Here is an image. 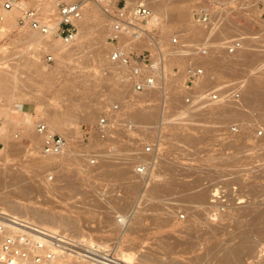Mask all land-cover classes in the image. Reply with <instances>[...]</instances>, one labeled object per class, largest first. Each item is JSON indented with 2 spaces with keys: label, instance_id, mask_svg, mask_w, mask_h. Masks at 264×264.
Listing matches in <instances>:
<instances>
[{
  "label": "rangeland",
  "instance_id": "1",
  "mask_svg": "<svg viewBox=\"0 0 264 264\" xmlns=\"http://www.w3.org/2000/svg\"><path fill=\"white\" fill-rule=\"evenodd\" d=\"M3 1L0 0V72H5L8 79L0 84V197H4L0 200V210L13 213L9 203L19 202L49 216L56 214L64 217L65 221L76 220L74 224L67 225L61 222L62 225L53 221L43 222L45 224L42 226L43 223L38 221V218H32L45 228L61 229L74 235L86 233L90 240L102 243H113L115 239L126 243L131 239L132 251L135 252L133 261L140 264H166V259L154 262L144 256L146 251H152L166 257V250L160 242L173 245L175 241L180 242L173 249L175 252L170 254V257H173L170 259L172 263L180 261L186 264H214V260L204 261L197 258L205 248L218 242L232 247L248 239L256 243V250L264 249V232L257 229V226H261L257 221L250 219L252 214L249 211L247 212L250 215L245 212L252 206H264V122L257 117L258 113H261L260 109L258 112L252 107V104L259 107L254 104L258 103V93L255 92L257 90L252 89L259 86L258 91L264 92V0H161L165 15L155 29L152 30L146 23H140L146 35L142 34L143 36L136 40L121 37L124 39L121 40L124 49L134 56L149 53L152 59H158L161 55H166L162 69L160 67L158 70L160 80L157 86L145 89L152 92L145 100L142 99L145 91L137 92L132 89L123 67L117 64L109 67L105 61L108 60L112 48L107 39V26L109 27L111 22L109 15L98 45L102 50L99 59L96 56V47L90 40L97 33L93 31L80 40L81 53L76 51L72 56L59 60L45 46L28 43L26 36L29 31L19 27L16 21L20 7H42L54 3L55 9V4L60 0H26L25 4H19V7L7 11L1 6ZM119 1L127 6L140 3L138 0ZM102 3L97 0L84 2L82 10L86 11L88 7L98 8L97 16L92 18L91 23L100 21L103 15L100 9ZM175 7L184 9L187 16L177 18L174 14ZM199 8L209 13L208 23L195 21L194 13ZM4 12L11 13L10 21H2ZM194 26L199 27L198 31L193 32ZM236 29L240 31L237 32ZM146 31H151V36ZM147 36L158 41L163 50L161 55L146 41ZM173 37H177V43L172 42ZM54 39L62 42L57 36H54ZM232 39L240 40L241 45L253 44L250 46L258 52L255 56L252 55L253 61L251 59L246 62L237 56L233 58L234 62H225L224 59L236 54L229 53L224 48ZM74 42L76 41L73 40L67 46L73 45ZM198 47H208L212 55L211 61L216 64L207 65L206 62H200L202 55L197 54L195 50ZM46 54L52 55V61L45 60ZM27 55L38 62L36 67H31L24 61ZM188 65L206 66L202 80L197 86L194 83L190 85V89L185 86V69ZM119 81L123 82L118 83ZM124 82L126 84H123ZM250 82L259 85L254 87L251 84V87ZM247 84L250 87H247ZM246 91L252 96L254 92L257 93L256 102L250 103V98L252 101L254 99L247 95ZM210 92L218 95L217 99L210 102L218 105L217 108L209 113L206 103L204 106L201 104L190 108L192 103L200 104L204 99L203 102H206L209 98L207 93ZM188 94H191V101L186 103L185 97ZM245 94L249 96L251 108L250 104H243L242 99L240 101ZM163 95L177 97L170 104L162 99ZM220 98H224L225 103L242 102L247 116L241 117L238 110L220 105ZM114 103L118 104L117 119L120 125L117 126L114 139L102 141L92 126L107 107ZM262 106L264 107V103ZM149 107H152L150 110H157L155 118L143 120L136 114L137 109L149 110ZM263 107L261 110H264ZM44 109L51 110L53 115L65 123L64 128L54 133L61 135L67 145L79 153H76L78 158L67 159V156H47L42 153V138L36 135L34 123L44 117ZM155 110L153 112L156 113ZM29 113L32 116V124H26ZM88 113L90 116L86 115ZM245 117H249L244 119L246 122L255 119L252 125L248 122L249 125L245 126V121H242ZM125 119L133 121V131H125ZM28 120L31 121V117H28ZM232 127H235V130H232ZM95 140L102 144L96 143ZM142 144L152 145L153 151L142 152ZM104 148L112 149L109 152L114 151V160L123 161L117 166H106V169L126 166L131 170L130 181H123L106 173L102 176L97 170L91 171L96 168V157ZM109 152H101L100 155L104 153L102 155L108 156ZM119 152L126 153L123 154L124 158H121L122 154L119 156ZM259 154L261 158L258 157ZM112 156H108L111 161ZM90 159H95V164L92 163L94 165L90 164ZM136 160L148 161L150 169L137 173L134 169ZM13 175L26 179L33 185L32 188L28 189L24 183L17 184ZM155 175L162 176L157 181L160 186L156 191L152 181ZM170 178L174 179V183H185L182 187L184 190L188 187L191 191L201 188L208 190L206 197L211 194L213 188L222 189L225 202L221 204V210L232 208V212L227 214L226 211H220V206H215L212 211L214 215L209 218L201 209L202 204L191 202L183 196L182 188H171L167 192L166 188H160L164 183H168ZM128 184L129 187L125 186ZM145 195L147 197H144ZM211 198L212 196L206 200L213 204ZM159 202L163 204L160 205ZM114 203L119 211H111L110 207L115 205ZM133 205L135 209L144 206L148 209H143L139 215L140 219H135L138 220L135 221L138 230L134 235L127 232L120 234L112 223L118 215H129V209ZM240 205H245L246 209H239ZM193 211L196 212L195 218ZM165 214L166 222H160V218ZM106 215H109L108 223L105 222ZM192 220H197V229L194 228L196 231L191 232L194 233L193 236L183 234L180 227ZM216 223H219L218 226ZM105 224L108 226L103 228ZM96 227L102 229L96 230ZM212 230L214 235H208L207 232ZM97 235L107 238V242L97 240ZM189 240L194 244L192 247L186 244ZM116 251L118 252V248ZM67 258L72 263L77 261L73 257ZM250 259L252 257L244 263L247 264Z\"/></svg>",
  "mask_w": 264,
  "mask_h": 264
},
{
  "label": "built area",
  "instance_id": "2",
  "mask_svg": "<svg viewBox=\"0 0 264 264\" xmlns=\"http://www.w3.org/2000/svg\"><path fill=\"white\" fill-rule=\"evenodd\" d=\"M20 0H4L1 3L3 10H11L19 7ZM86 0H60L55 4V9L46 12L39 7H20L17 17V25L38 31L42 34L53 33L64 43H71L76 36L75 23L81 18L83 5ZM109 12L111 19L110 30L107 36L112 48L109 51L110 61L117 63L125 69L130 79L134 91H144L147 88L157 86L159 81L158 69L166 59L162 55L157 59H152L151 55H132L124 49L121 37L125 36L129 40L139 39L141 36L140 23H146L155 29L159 23L156 13L149 7L137 3L127 6L119 0H107L103 8ZM55 10V12H54ZM195 21L206 24L210 20V15L202 8L194 13ZM144 30V29H143ZM148 34L151 31H146ZM150 35V34H149ZM151 36V35H150ZM173 43H177V37L172 38ZM241 46V41L232 39L225 44V51L232 53ZM197 54L204 55L208 47H198ZM45 60L52 61V55L46 54ZM204 68L188 65L185 69V86L189 88L195 81L202 78ZM190 89V88H189ZM209 99L218 98L216 93H207ZM186 103L191 101V94L185 97ZM118 104L114 103L100 115L92 128L102 141L114 139L117 133L119 120L117 119ZM134 123L125 119L123 127L125 131H133ZM35 131L42 138L41 151L45 155H57L61 153L66 145L65 139L48 129V126L38 120L34 123ZM235 130V127H232ZM113 148V147H112ZM142 152L151 153L152 145L142 144ZM95 159H90L91 164ZM137 173H144L150 169L148 161L138 160L134 164ZM212 202L220 205L225 202L224 191L216 189L212 194ZM220 208H223L220 206ZM73 257L84 264H140L136 261L124 262L114 248L113 243H102L90 240L89 236L74 235L69 231L61 229H49L45 227H35L0 212V264H54L58 259ZM247 264H264V249L258 250L255 257Z\"/></svg>",
  "mask_w": 264,
  "mask_h": 264
},
{
  "label": "bare ground",
  "instance_id": "3",
  "mask_svg": "<svg viewBox=\"0 0 264 264\" xmlns=\"http://www.w3.org/2000/svg\"><path fill=\"white\" fill-rule=\"evenodd\" d=\"M96 1V0H95ZM103 2L102 3V5L100 6V9H102V13L101 14H103L102 16H101V19H100V21H98L97 22V20L95 21L96 23H91L92 21H93V19L92 18H94V16L98 13V8L96 9H90L89 7H88V10H86L85 11V9L83 10V12H82V16H81V18L80 19H78L77 21H76V23H75V26H76V36H75V41L76 42H74V44L73 45H71V46H67L68 44H66V43H64L63 41L62 42H60L58 39H54V35H53V33H49V34H42V33H40V32H38V31H35V30H31V29H26L27 31H29L28 32V35L26 36V41L28 42V43H34L35 45H41V46H45L51 53H53L56 57H57V59H59V60H62V59H64V58H68V57H70V56H72L76 51H78V52H80V49L82 48V45H81V43H82V41H80L81 39L83 40V38L85 37V35H87V34H89V33H91V32H93V31H96L97 33L94 35V36H92L91 37V43H92V45H94L95 47H96V56H97V58L99 59L100 57H101V55H102V50L99 48V43H100V39L102 38V32L104 31V29H106V19H108V13H106L105 12V10L103 9L104 7H105V5L107 4V0H97V2ZM161 0H152V1H149V2H146L145 0H138L137 2H140V4H142V5H145V6H147V7H149L151 10H153L155 13H156V15H157V17H158V19H160V22L162 21V18H163V16L165 15V9L164 8H162L161 7V5H162V2H160ZM169 1V0H168ZM167 1V2H168ZM163 2H165V1H163ZM166 2V3H167ZM25 4L26 3V0H20L19 1V4ZM18 4V5H19ZM94 6V5H93ZM92 6V7H93ZM54 7V3H48L47 5H44V6H42L41 8L43 9V10H45V11H51L52 10V8ZM94 8V7H93ZM87 9V8H86ZM97 11V12H96ZM174 11H175V16L177 17V18H179V19H181V18H184V17H186L187 16V14H186V12L184 11V9H182V8H174ZM168 14V12H167V10H166V15ZM99 15V14H98ZM97 16V15H96ZM107 17V18H106ZM100 18V17H99ZM97 19V18H96ZM4 20V22H8V21H10L11 20V13L10 12H4V15H3V17H2V21ZM223 21V20H222ZM227 22V21H226ZM217 23V22H216ZM224 23V22H223ZM229 23V22H228ZM212 24V23H211ZM225 24H227V23H225ZM148 25V24H147ZM213 25H215V24H213ZM232 25V24H231ZM199 26V25H198ZM198 26H194L193 27V32H196V30L199 28ZM217 26H218V24H217ZM220 26H221V24H220ZM223 26H225L224 24H223ZM230 27V26H229ZM107 28H108V30H110V25H109V27L107 26ZM217 28V27H216ZM225 28V27H224ZM209 29V28H208ZM219 29V28H218ZM235 29V28H234ZM234 29H232V30H234ZM201 30V29H200ZM211 30V29H210ZM239 30V29H238ZM237 29H236V31L237 32H239ZM139 31H140V34L142 35H146V33H145V31L142 29V27L141 28H139ZM198 31V30H197ZM207 31V30H206ZM205 31V32H206ZM235 31V30H234ZM204 32V34H206ZM211 32H212V30H211ZM217 32V31H216ZM227 32V31H226ZM233 32V31H232ZM145 33V34H144ZM209 33H210V31H209ZM218 33V32H217ZM148 35V34H147ZM209 36V35H208ZM122 37H124L125 39H126V35L125 36H122ZM147 38H148V36H147ZM51 39H54V40H51ZM146 39V38H145ZM121 40H124L123 38H121ZM127 40V39H126ZM129 40V39H128ZM80 41V42H79ZM146 41H149V45L150 46H153V47H155V49L157 50V52H158V55L160 54H162V52H163V50H162V48H161V46H160V44L158 43V41H156L153 37H150V38H148V40H146ZM123 42H125V41H123ZM253 45V44H243V45H241L239 48H237L236 50H234V53H236V54H234L232 57H230V58H228V59H224L225 60V62H234L233 61V58H235V57H240L241 59H243V60H245L246 62L247 61H249V60H251L252 59V55L253 56H255V54H258V52L256 51V49H253V47H251V46ZM135 46H137V44L135 45ZM134 46V47H135ZM83 52V51H82ZM261 52H262V50H261ZM260 52V53H261ZM81 53V52H80ZM83 54V53H82ZM81 54V55H82ZM263 54V56H264V53H262ZM162 56V55H161ZM204 56V57H203ZM261 56V55H260ZM211 57H212V55L210 54V51H207V53L206 54H204V55H202V61H200V62H202V63H205L206 62V64L207 65H214V64H216V63H213L212 61H211ZM216 58V57H215ZM239 58V60H241ZM102 59V58H101ZM221 59V58H220ZM254 60H255V58H254ZM24 61L26 62V63H28V65L29 66H31V67H36L37 65H38V62H36V60L34 59V58H31V57H29L28 55L27 56H25L24 57ZM105 61H107V65L109 66V67H113L114 65H116L117 63H114V62H112V61H110L109 60V58H108V60H105ZM238 61V60H237ZM252 61H253V59H252ZM249 63H252V62H249ZM0 64H1V62H0ZM118 65V64H117ZM120 66V65H119ZM226 66V65H225ZM228 66V65H227ZM164 68V67H163ZM228 68V67H227ZM160 69V68H159ZM158 69V70H159ZM161 69H162V67H161ZM157 70V71H158ZM228 70H230V69H228ZM159 72V71H158ZM228 72V71H227ZM10 73V72H9ZM206 72H205V68H204V74H205ZM8 74V73H7ZM11 74V73H10ZM9 74V75H10ZM204 74H203V76H204ZM13 75V76H12ZM11 76L12 77H15L14 76V74L12 73L11 74ZM202 76V77H203ZM7 77H10V76H8L7 75ZM8 79V78H7ZM6 79V74H5V72L3 73V72H0V84H3L4 82H5V80H7ZM166 79V78H165ZM202 79V78H201ZM201 79H199V80H201ZM130 80V79H129ZM159 80H160V77H159ZM198 80V81H199ZM7 82V81H6ZM120 82H123V81H119L118 83H120ZM195 82H197V81H195ZM194 82V83H195ZM123 84H126V82H124ZM251 84L252 85H254V87L257 85H259L258 83H252V82H250L249 83V85L251 86ZM248 84H247V87L249 86ZM249 86V87H250ZM252 87V86H251ZM253 87V88H254ZM259 87V86H258ZM258 87H256V89L254 88V89H252V90H257V91H255V92H257L258 93V96H257V100H258V103L255 101V94H257V93H253L254 95L252 96V94H250L251 96H252V99H254L253 101L251 100V98H250V103H253V102H256V103H254V104H257L259 107H256V105L254 106L253 104H252V107H255L256 108V110L258 111L259 109H260V112L261 113H258V118H260V119H262V122H264L263 120H264V110H263V112H262V110H261V108L263 107L262 105H263V103H264V92H263V90L261 89V87H260V89L262 90L261 92H259L258 91ZM245 90V89H244ZM249 90H250V88H249ZM145 91V90H144ZM248 91V90H247ZM246 91V93H251V91H248L247 92ZM65 92V91H64ZM67 92V91H66ZM244 92V91H243ZM253 92V91H252ZM70 93V92H69ZM149 93H150V95H151V93L152 92H149L148 90H146L144 93H143V95H142V99H148V97L150 96L149 95ZM249 93L247 94V95H249ZM242 94H244V93H242ZM174 95V94H173ZM246 94L245 95H242V97L240 98V101H241V99H242V101H243V104H245V105H247V104H250L249 103V96H247ZM175 96V95H174ZM174 96H168V97H166L165 95H163L162 96V99H164V101H168L170 104H171V102H172V100L174 99V100H176V97H174ZM254 97V98H253ZM141 99V98H140ZM208 100H206V102H203V101H205V99L203 100V98H202V100L203 101H200L201 100V98L200 99H198L200 102V104H198V103H192V105L190 106V108L191 107H198V106H200L201 104H202V106H204V104L206 103V107H207V109H208V112L207 113H209V112H211L212 110H214L215 108H217V106H215V105H213V104H211L210 102H212V101H214V100H211V99H209V98H207ZM198 100H197V102H198ZM219 101V104L221 105L222 104V106H224V107H226V108H228V109H236V110H238L239 112H240V116L242 117V116H245L246 115V113L244 112V109L242 108V106L243 105H241V103L242 102H240V104H238L237 102H234V103H231V102H228V103H225V99L224 98H220V100H218ZM173 103V102H172ZM262 106V107H261ZM247 107V106H246ZM142 108V107H141ZM150 108H152V107H149V110H150ZM245 108V107H244ZM249 108V107H248ZM250 108H251V104H250ZM264 108V107H263ZM144 109V108H143ZM143 109H137L136 110V114L138 115V116H140V118H143V120H148V119H153V118H155L156 116V114H158L157 113V110H155V108H154V110L156 111V113L155 112H153L154 110L153 109H151L150 111L147 109V111H145V110H143ZM44 110H46L44 113V117L42 116L41 117V121L43 122V123H45L47 126H48V129L51 131V132H54V131H58V130H60V129H62V128H64L63 126H65L64 124V122L58 117V116H56V115H53L52 114V112H51V110H48V109H44ZM153 110V111H152ZM259 112V111H258ZM93 113H94V111H93ZM182 113V112H181ZM90 113H88V114H86V115H88V116H90L89 115ZM247 114H248V112H247ZM91 115H92V113H91ZM164 115V114H163ZM247 116V115H246ZM249 116V115H248ZM28 117H31L30 115L28 116ZM28 117H27V121H26V124L27 123H29V124H32L31 123V121H29L28 120ZM249 118V117H245V118H243L242 119V121H245L246 122V120ZM244 119H246V120H244ZM250 119H251V117H250ZM257 119V118H256ZM255 119H253L252 118V120L251 121H248L250 124L252 123V121H254ZM261 121V120H260ZM244 122V124H245V126H246V124H248V122H246L245 123ZM249 125V124H248ZM247 125V126H248ZM252 125V124H251ZM261 125V124H260ZM259 126V125H258ZM37 136H38V134H36ZM40 136V135H39ZM33 137H35V136H33ZM99 138V137H98ZM181 138H182V136H181ZM186 138V137H185ZM198 138V137H197ZM38 139V138H37ZM187 139H188V137H187ZM33 140H35L34 138H33ZM181 140H183V139H181ZM36 142V141H35ZM38 142V141H37ZM176 143V142H175ZM20 146V145H19ZM10 147V146H9ZM106 147V146H105ZM240 147V146H239ZM242 147V146H241ZM14 148V147H13ZM259 148H262V147H259ZM113 149V148H112ZM112 149H108V148H104V150H102V151H100V153L101 152H104V153H108L109 151H111ZM238 149V148H237ZM243 149V148H242ZM249 149V148H248ZM118 150V149H117ZM116 150V151H117ZM240 150H241V148H240ZM239 150V151H240ZM244 150V149H243ZM18 151V150H17ZM113 153H114V151H112ZM112 152H109V154L111 153V155H109L108 154V156L110 157V156H112L113 155V153ZM193 152V151H192ZM263 152H264V150H263ZM79 154L77 151H75V150H73L72 148H70L69 147V145H67V143H66V145H65V147H64V149H63V151L61 152V153H59V154H57V155H59V156H67V159H68V157H72V159H75V157H77L78 158V155L77 154ZM100 153H99V155L96 157V165H95V167L96 168H98V167H101V166H104V168L106 169V166H110V165H119V164H121V163H123V161H117V160H114L113 159V157L114 156H112V160L113 161H111L110 159L111 158H109L108 156H106V155H102V154H104V153H102L101 155H100ZM120 153V152H119ZM122 153H120L119 154V156L121 155ZM123 154H126V153H123ZM122 154V156H121V158L124 156ZM47 156H55V155H47ZM115 157H116V155H115ZM258 157L259 158H261L260 157V154L258 155ZM76 158V159H77ZM124 158V157H123ZM232 158V157H231ZM258 158V159H259ZM264 158V157H263ZM233 159V158H232ZM115 161H117V162H115ZM154 164V163H153ZM87 168H85V170H86ZM89 169V168H88ZM91 169V168H90ZM104 169V170H105ZM169 170V169H168ZM130 168L128 169V167H124V166H118L117 168H112V169H106L105 170V172L104 173H106V175H111V176H114V177H117V178H119L120 180H123V181H130V179L132 178V175H130ZM146 175V174H145ZM1 177V176H0ZM161 175H155V176H153V180L152 181H154V186H153V189H154V191H156V188H158L160 185H159V183L157 182L159 179H161ZM169 177V176H168ZM167 177V178H168ZM13 179L16 181V183L17 184H21V183H24V185L28 188V189H31L32 188V186L33 185H30V183L26 180V179H24L23 177H20L19 175H13ZM1 180H0V184H1ZM161 184V183H160ZM184 185H185V183H184ZM184 185H183V183H174V179H172V178H170V180L168 179V183L166 182V184L164 183L160 188L161 189H163V188H166V192L167 191H169L171 188L172 189H174V188H176V187H180V188H182V187H184ZM125 186H130L129 184L128 185H125ZM179 188V189H180ZM187 188V184H186V187H185V189ZM216 188V187H215ZM183 189V188H182ZM181 189V190H182ZM190 189V187H188V189L187 190H184V191H181V192H183V196L186 198V199H188L189 201H191V202H197V203H199V204H202V206H201V209L202 210H204L205 212L204 213H206L208 216H209V218H212V216L214 215V213L212 212L213 210H214V207L215 206H217V207H219V206H221V205H216L215 203H213V204H211L210 202H208V200H206V198H209V197H211L212 196V194L214 193V191L217 189H212L211 190V194L208 196V197H206V195L207 194H205L208 190H206V189H203V188H201V189H198V190H195V191H191V190H189ZM203 189V190H202ZM129 190V189H128ZM159 190V189H158ZM157 190V191H158ZM210 190V189H209ZM208 193V192H207ZM144 195V194H143ZM149 195H150V193H149ZM179 196V195H178ZM144 197H147V195H145ZM3 198L4 197H0V200H3ZM149 196H148V198H147V200H149ZM182 198V197H181ZM160 201V200H159ZM172 201V200H171ZM188 201V202H189ZM211 201H213L212 200V198H211ZM184 202H185V200H184ZM188 202H186V203H188ZM256 204H258L257 202H255ZM255 203H253L254 205H255ZM115 204V203H114ZM159 204L161 205V204H163L162 202H159ZM252 204V205H253ZM9 205H10V210H11V212H13V213H10V212H7V211H2V210H0V212L1 213H5V214H7V215H12V216H14L15 218H17V219H19V220H21V221H24V222H26L27 224H29V225H32V226H35V227H42L45 223H43V221H46L48 218L49 219H51V220H54V221H56V222H61L63 225H67L68 223L69 224H74V221L76 222V220H70V219H66V221H65V219H64V217H61V216H58V215H56L55 213V215H52V216H47L46 214H43L42 212H40V210H36V208H34V207H32V206H30V205H24V204H22V203H19V202H11V203H9ZM113 205V204H112ZM147 205V204H146ZM252 205H250V206H252ZM198 206V205H197ZM245 206V205H244ZM243 206V207H244ZM249 206V207H250ZM258 207V208H255L254 209V207ZM256 206H252V208L250 207L248 210H246L245 212L248 214V212L247 211H249L251 214H252V217H251V215L250 214H248V215H250L249 217H250V219H252L253 221H257V223H258V225H260L261 227H259V226H257L258 228L257 229H260V231H263L264 232V206H258V205H256ZM88 207L89 206H87L86 208L88 209ZM131 207V206H130ZM129 207V208H130ZM225 207H226V205H225ZM228 207V206H227ZM243 207H241V205H240V208L239 209H243ZM111 208V211L113 212H115V211H119L118 209H117V205L115 204V205H113L112 207H110ZM119 208V207H118ZM136 207L133 205L129 210H131L130 211V214L129 215H126V214H121V215H118V216H116L115 217V220L113 221V223H112V225H113V227L115 228V230H119L120 231V234H123V233H125V232H127V233H129V234H131V235H134L135 234V232L138 230L137 228H138V226L135 224V221H138V220H135V219H137V218H139L140 219V213H142L141 211L144 209H148V208H145V206L144 207H138L137 209H135ZM235 208H237V207H235ZM234 208V209H235ZM245 208V207H244ZM0 209H1V207H0ZM197 209H198V207H197ZM196 209V210H197ZM233 209V210H234ZM238 209V208H237ZM246 209V208H245ZM171 210V209H170ZM199 210V209H198ZM198 210L196 211V212H198ZM217 211V210H216ZM215 211V212H216ZM220 211H224V209H222L221 210V208H220ZM226 212H227V214H228V212L229 211H231L232 212V208H230V210H225ZM224 211V212H225ZM236 211V210H235ZM172 212V211H171ZM194 213H192L193 215L196 213L195 211H193ZM203 212V211H202ZM231 212H229V213H231ZM199 213H200V211H199ZM235 213V212H234ZM239 213V212H238ZM240 213H242V212H240ZM226 214V213H225ZM226 214V215H227ZM153 215V214H152ZM199 215H201V214H199ZM23 216H25V217H23ZM228 216V215H227ZM226 216V217H227ZM231 216V215H230ZM233 216V215H232ZM26 217H28V218H26ZM72 217V216H71ZM108 217H109V215H106V220H105V222H107L108 223ZM196 216L194 215V218H195ZM32 218H34V219H37L38 218V221L40 220L42 223V226H40L39 224H38V221L36 222V220H32ZM59 218V219H58ZM157 219V218H156ZM156 219H155V221H156ZM166 214L165 215H162V217L160 218V222L161 221H163V222H166ZM189 222V221H188ZM60 223V224H61ZM137 223V222H136ZM61 224V225H62ZM217 224V223H216ZM215 224V225H216ZM219 224V223H218ZM218 224H217V226H218ZM52 226H53V224H51ZM214 225V226H215ZM240 225V224H239ZM50 226V225H49ZM51 226V227H52ZM55 226H56V224H55ZM58 227L60 226L59 224L57 225ZM106 226H108V224H105V226H103V228H105ZM109 226H110V224H109ZM216 226V227H217ZM220 226L221 225H219V228H220ZM47 227H48V224H47ZM62 227V226H61ZM197 227V220L196 221H194V220H192L191 222H189L188 224H184V225H182L180 228H182V229H180V231H182L183 232V234H189V235H192L193 236V234L194 233H192L191 234V232H193V230H194V228H196ZM215 228V227H214ZM243 228V227H242ZM247 228H248V226H247ZM251 228V227H250ZM94 229H96V230H100V229H102V227L101 228H98V227H96V228H94ZM178 229V230H179ZM197 229V228H196ZM196 229L194 230V231H196ZM211 230V229H210ZM214 230V229H213ZM209 231V232H207V234L208 235H214V231ZM218 229H216V231H217ZM243 231V230H242ZM179 232V231H178ZM182 232H180V234L182 233ZM236 234V233H235ZM79 235H83V234H79ZM216 235V234H215ZM133 237V236H132ZM95 238L97 239V240H101V241H103V242H107V238H102L101 236H99V235H97V236H95ZM209 238V237H208ZM252 240V239H251ZM182 241V240H181ZM132 243H133V241L131 240V239H129L126 243H122V241L120 240V239H115L114 240V242H113V245H114V248L115 249H117L118 248V254H119V256L121 257V259L124 261V262H132L133 261V259L135 258V252L134 251H132ZM182 243H184L183 241H182ZM160 244H162L163 245V247H164V249L166 250V257H164V256H159V255H157V254H155V253H153L152 251H146L145 253H144V256L146 257V258H148V259H150L151 261H163V260H165L166 259V264H186V263H182V262H177V263H172V260L170 259V258H173V257H170V254L171 253H173V252H175V250H173L177 245H179L180 244V242H176L175 241V243H174V245L173 244H169V243H167V242H160ZM186 244H188V246H190V247H192L194 244H193V242H192V240H189ZM238 244V243H237ZM256 243L255 242H252V241H250V240H248V239H244V240H242V241H240V243L238 244V245H236V246H232V247H229V246H224L222 243L221 244H219V242L216 244V245H214V246H211V247H207V248H205L204 249V251H203V253L201 254V256H199L198 258H197V260H204V261H210V260H214V264H246V263H244V261L246 260V259H249L250 257H255L256 256V254H257V252H258V250H256ZM72 259V258H71ZM70 260V259H69ZM73 260V259H72ZM247 261V260H246ZM54 264H84L83 262H81V261H79V260H77L76 262H74V263H72V262H69L68 261V258H66V259H58ZM159 264V263H158ZM188 264V263H187Z\"/></svg>",
  "mask_w": 264,
  "mask_h": 264
},
{
  "label": "crops",
  "instance_id": "4",
  "mask_svg": "<svg viewBox=\"0 0 264 264\" xmlns=\"http://www.w3.org/2000/svg\"><path fill=\"white\" fill-rule=\"evenodd\" d=\"M167 49H169V48H167ZM205 69H206V66H203ZM202 80V79H201ZM200 81V80H199ZM199 81H197V82H195L194 84L197 86V84H198V82ZM166 96V95H165ZM29 115L31 116V114L29 113ZM25 117V115H23V118ZM22 122H23V119H22ZM20 123V122H19ZM31 123H32V116H31ZM36 132V131H35ZM95 142L96 143H98V144H102V143H100V142H98L97 140H95ZM122 146V145H121ZM125 146H127L128 147V145H124V147ZM123 147V146H122ZM130 147V146H129ZM131 148V147H130ZM74 150V149H73ZM155 151H156V149H155ZM136 161H138V160H136ZM91 164V163H90ZM95 164V163H94ZM94 164H91V165H94ZM95 170H97L98 171V174H100V175H102L103 176V174H104V172H105V170H104V167H98V168H94L93 170H91V171H95ZM88 172V171H87ZM113 177V176H112ZM47 216H49L48 214H46ZM56 222V221H54V220H51V219H47L46 221H43V222ZM91 227H95L94 225H91Z\"/></svg>",
  "mask_w": 264,
  "mask_h": 264
}]
</instances>
